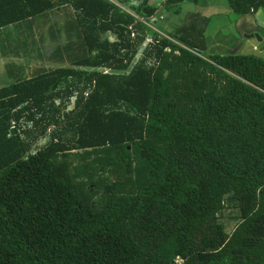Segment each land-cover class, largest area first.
<instances>
[{
  "label": "trees",
  "instance_id": "16d2710c",
  "mask_svg": "<svg viewBox=\"0 0 264 264\" xmlns=\"http://www.w3.org/2000/svg\"><path fill=\"white\" fill-rule=\"evenodd\" d=\"M114 1L0 0V33L72 11L47 57L68 67L0 88V264H264V59L206 56L205 16L150 27L202 0Z\"/></svg>",
  "mask_w": 264,
  "mask_h": 264
},
{
  "label": "rangeland",
  "instance_id": "374dc122",
  "mask_svg": "<svg viewBox=\"0 0 264 264\" xmlns=\"http://www.w3.org/2000/svg\"><path fill=\"white\" fill-rule=\"evenodd\" d=\"M110 1L116 3L114 0ZM71 14L72 11L69 8H66L64 12L55 11L47 13L32 23L23 22L18 26L10 27L0 33V88L11 84L15 80L30 79L40 69L49 70L68 67V65L54 63L55 60H48L47 57L56 44L65 43L67 34L65 31L66 26L64 27V25L70 19L69 15ZM162 16L161 21L155 24V28L150 25L152 29L160 30L162 37L173 32L178 27L189 24L193 17L197 18L200 26H203V22L198 17H207L209 22L205 28V36L208 43V48L205 52L206 56L230 53L243 42L245 44L244 48L239 53H249L254 56H259L258 52H253L251 49L253 44L259 45L257 43L259 40L257 38L246 39V36H249L248 32H251L249 30H252V28H247L241 24V18L229 10L224 0H202L198 6L185 4L181 6L178 15L163 12ZM73 18L74 16L71 20ZM178 55H176L180 59L177 64L178 66L181 65L183 68L195 71L202 69V64L195 63L191 58H181ZM12 64H19L24 70L19 73L21 76L16 79H13L10 74V71L14 69L8 65ZM103 155V153L99 154V156ZM83 157L86 159H83ZM94 158V155L89 157L84 155L83 152L70 154L68 160L71 165V171L79 182H82L81 180L86 181L88 175L93 173V167H91L89 160ZM59 160H62L60 156ZM103 176H105V173L95 177L98 184H101L99 180ZM87 188L88 186L84 191H88L89 188ZM103 191L104 189H100L97 197H101ZM237 215L238 210L236 208H230L224 212L221 218L228 234H231L237 225V221L234 219Z\"/></svg>",
  "mask_w": 264,
  "mask_h": 264
},
{
  "label": "crops",
  "instance_id": "0c3cea01",
  "mask_svg": "<svg viewBox=\"0 0 264 264\" xmlns=\"http://www.w3.org/2000/svg\"><path fill=\"white\" fill-rule=\"evenodd\" d=\"M240 18H241L240 19V23L241 24H243L247 28H250V27L252 28V30H249L251 32H248V35L257 34L259 36L260 40L259 41L256 40L257 43H259V45L253 44L251 46V49H252L253 52H258L259 53L258 57H261V58L264 59V9L259 10L257 13H255L253 15L240 17ZM257 27H258V29H257ZM244 45L245 44L243 42L240 51H242V49L244 48ZM244 55H252V54L248 53V54H244ZM8 66L13 67V69H14V70L10 71L11 77L13 79H16V78L20 77L21 75H19V73L24 71L22 69L23 67L21 65H19V64H14V65L12 64V65H8ZM15 81H13V82H15Z\"/></svg>",
  "mask_w": 264,
  "mask_h": 264
},
{
  "label": "water",
  "instance_id": "95a60500",
  "mask_svg": "<svg viewBox=\"0 0 264 264\" xmlns=\"http://www.w3.org/2000/svg\"><path fill=\"white\" fill-rule=\"evenodd\" d=\"M252 38H257L258 40H260L259 36L256 35V34H252V35L246 36V39H252ZM241 47H242V44H239L232 52H230V54L231 55L237 54L240 51ZM13 133H15L14 129H13Z\"/></svg>",
  "mask_w": 264,
  "mask_h": 264
},
{
  "label": "built area",
  "instance_id": "2783aa9c",
  "mask_svg": "<svg viewBox=\"0 0 264 264\" xmlns=\"http://www.w3.org/2000/svg\"><path fill=\"white\" fill-rule=\"evenodd\" d=\"M14 128H12V130H13ZM182 263V261L178 258L176 261H175V264H181Z\"/></svg>",
  "mask_w": 264,
  "mask_h": 264
}]
</instances>
